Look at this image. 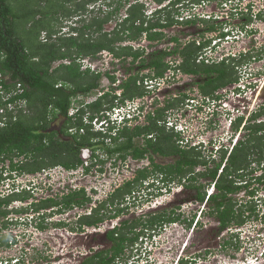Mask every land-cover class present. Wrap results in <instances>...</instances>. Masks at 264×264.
Listing matches in <instances>:
<instances>
[{
  "label": "trees",
  "instance_id": "obj_1",
  "mask_svg": "<svg viewBox=\"0 0 264 264\" xmlns=\"http://www.w3.org/2000/svg\"><path fill=\"white\" fill-rule=\"evenodd\" d=\"M166 1L169 0H154L160 5ZM187 1L189 0L174 1L171 4L172 9L158 11L152 19H147L143 4L137 2L130 4V7L126 8L127 17L119 22L112 32H107L105 26L125 7L122 0H80L74 10H66L63 6H59L63 9L56 7L55 0H0V72L8 77L7 80H3L7 98L0 94V110H4L3 114L0 113V165L5 166V162L8 161L10 171L20 175H36L55 167L73 171L84 166V160L80 155L82 149L88 147L91 150V164L85 172H91L96 165L101 167L99 171L102 172L106 159H114L116 156L124 160L128 156L137 159L144 157V154L151 150L153 153L173 157L174 163L167 166L156 165L152 171H140L137 181L150 175L156 176L158 173L164 174L171 181L178 180L181 183L186 180L189 182L185 184L186 188L196 189L201 201L206 198V188L214 185L216 190L210 199L214 203L222 229L244 225L251 215L257 217L253 206L246 210L243 206L236 208L237 202L233 196L250 187L246 177L249 178L257 171H261V174L254 179L264 186V120H259L264 117V105L246 122L244 117H239L233 123L235 132L242 127L248 133L232 150L223 146L217 151L220 156L219 162L204 157L203 152L197 147L180 148L177 144L179 135L158 127V119L166 117L167 111L179 107L187 97L184 94L181 98L169 100L166 106L157 108L154 116L150 114L149 119L153 126L144 130H131L129 126L118 128L110 126L103 132L96 131L92 125V121L100 113L126 101L146 96V88L140 82H144L146 77L163 78L170 67L165 58L171 54L183 58L178 66L182 73L202 74L206 77L204 84H197L196 81L201 94L205 96L219 100L222 97L220 96L222 90L238 82L237 69L244 60L254 56L241 55L239 58H229L211 65L197 63L198 55L211 43L209 40L200 42L199 45V42L192 41L183 49L179 47L172 51L159 49L147 55L145 49L135 50L131 45H123L126 42L141 40L143 36L151 42L166 38L165 31L176 24L175 15L178 13H174L175 5ZM201 1L191 0L194 4ZM97 2H104L107 10L99 7L96 12L95 9H91L93 14L90 20L84 18V12L88 11L86 7ZM74 15L76 20L68 33L62 32L63 26L56 29L58 26L56 24L63 20L62 16L72 18ZM262 16L259 14L260 18ZM248 19L251 21V17ZM194 22L195 20L186 21ZM207 29L214 31L216 26L208 25ZM42 32L47 34L48 39L45 42L39 39ZM171 39L178 42L177 36ZM104 51L123 62L131 59V66L127 69L128 78L122 79L118 87L113 86L119 80L115 75L92 71L87 67L82 68V61L87 58L98 59L99 54ZM57 62L60 64L54 67ZM135 66L138 70L130 74ZM147 68L152 69L153 74L141 75L142 70ZM104 75L111 83L110 89L106 92L101 88ZM19 84L21 86L18 89ZM118 88L122 90L119 96L115 94ZM97 91L102 95L93 102L88 103L82 99L97 95ZM75 103L76 114L70 116V110ZM61 123V131L53 129L55 125ZM147 129L148 132L158 133L160 141L154 143L151 140L144 148L136 146L135 137L142 135ZM99 150H102L103 154L99 153ZM209 163H214V166L209 167ZM252 165L256 167L251 168ZM199 166L205 167V170L197 173L196 168ZM3 171L2 167L0 180L3 179ZM200 178L209 179V182L201 184L198 182ZM133 186L132 182H127L114 190L102 204L92 209V213L85 214L79 219L80 228L98 226L104 221L102 209L108 207L109 201L111 205L117 199L132 195L135 191ZM30 197L34 195L26 189L0 194L1 230L18 223L10 220L12 215L30 212L39 214L42 210L61 205L65 210H70L93 200L85 189L81 188L71 190L60 200L48 198L23 208H10L17 202H27ZM249 197L252 198L249 200L251 202L255 197V191H250ZM121 211L123 210H119L118 213ZM246 213L250 215L247 216ZM163 215L161 213L153 217L152 225L159 222ZM45 216L47 215H42L41 219H45ZM40 228L43 229L42 224ZM1 244L7 245L4 235L0 237ZM108 255V252L105 256L103 253H97L84 264H112ZM112 255L116 257L117 251L112 252Z\"/></svg>",
  "mask_w": 264,
  "mask_h": 264
},
{
  "label": "rangeland",
  "instance_id": "obj_2",
  "mask_svg": "<svg viewBox=\"0 0 264 264\" xmlns=\"http://www.w3.org/2000/svg\"><path fill=\"white\" fill-rule=\"evenodd\" d=\"M55 1L57 2L56 7L58 6L60 9L65 8L66 10H74L76 8L75 5L80 0H77V2H67L66 0ZM122 2L125 7L105 26V31L112 32L116 28L117 24L126 17L127 9L130 7V4H135L136 2L143 4L145 14L148 16L154 12L156 8L159 9V4L157 5L154 0H122ZM188 2H186L182 8H177V6H175L174 9H177L179 12V16L175 17V20H186L195 14L197 22L183 24L182 26L176 24L175 27H171L167 30V38L177 36L182 38L183 42H186L188 38H192L190 36L193 34V36H195L194 39L200 42L211 40L209 47V49H211L213 46V36L228 32V34L231 35L230 40H224L226 42L224 43L223 41L219 46V49L222 50L220 53L222 56L218 55V53H210L207 49L202 51L204 52L203 58L219 62L222 57L231 54L239 56L240 53L246 54L250 52V54L254 56L253 58L244 60L243 64L237 69V76L239 77V73H241L244 82H251L253 80L261 82L260 85H258L259 89L255 86V89L249 93L251 99L244 95V101L247 102L246 105L244 104L245 108L249 107L246 110V120L250 114L258 109L259 105L264 104V89H260L264 83V0H229L227 3L222 0H204L205 3L202 4V7L199 6L195 9H192L191 0ZM165 4L168 3L166 2ZM59 6H63V8ZM115 6L116 4L113 7ZM99 7L102 8V10H107V6H105L104 2L94 3L86 7L88 10L87 12L85 11L86 13L82 11L85 14L84 18L90 20L93 14L91 9L95 8V11L98 12ZM170 8L171 7L166 10ZM178 12L175 11L174 13ZM259 13L263 16L261 18L255 17V14L257 15ZM247 14L250 16H246ZM70 17L71 16H62L63 20L60 21L59 24L55 23L58 25L56 29L63 26L62 32L68 33L70 31V26L74 25L76 20L75 15L72 16V18ZM248 17H251V21L247 20ZM208 25L216 26V33L204 32V30L208 31ZM198 33H201V35ZM39 39L42 42L47 41L46 32H42ZM145 39L146 38L143 36L141 40L136 41L134 47L136 48L135 50H143L145 48V54L147 55L153 50L151 45L145 42ZM127 44L130 43H124L123 45ZM152 46L157 49L162 47L170 48V45L165 44V42L160 44L155 43ZM107 55L108 54L105 53L103 56H99L98 59H93L92 61L89 58L85 59L82 61V68L84 69L90 64L95 70L108 72L111 75H115L117 78H122L125 70L131 66V59L129 58L128 61L126 60L123 62L122 60H112L110 59L111 56L108 55L107 57ZM209 57H211V59ZM177 60L179 59L177 58ZM59 64L60 62L55 63L54 67H57ZM136 64H138V62ZM136 69L138 70L137 67ZM136 69L132 71L136 72ZM167 80L169 81V79ZM196 81L197 78L195 77L185 76L183 74L181 76L175 75L171 77L168 85H162V87H156V89L153 87L151 93L142 99L143 103H147L148 106V104L152 102V108H154L155 105L157 108H162L168 104L166 102H168L169 99L173 98L172 100H174L176 96L180 98L186 90L191 96L196 95L197 90L194 88V86H196ZM202 82L203 80L200 79V83ZM238 82L243 85L239 80ZM110 84V81L104 75L101 82L102 88L105 90L108 88L110 89ZM188 88L193 91H188ZM226 93L229 92L223 94ZM99 95L100 93L82 99L90 103ZM233 99L235 100V98ZM234 100H229V107L225 106V108L232 111L233 108L237 106L241 110L240 116L242 110H244V105L237 104ZM136 102V104L140 103L138 101ZM187 104H189L188 101L181 107L177 106L173 108L169 111L167 116H172L175 120L181 119L182 122L185 121V123L188 124V132L194 131L195 134L201 132V134L204 135L202 138L207 142L217 139L218 144L216 147H218L220 142L223 146H229L226 141L231 135L241 140L248 133L246 130H243L242 127L238 132H235L232 127L233 125H229L230 118L225 116L227 112L224 111V113H222L223 110H217V115L212 116L211 114H201L196 108H188ZM75 105L76 103L74 104V111H76ZM213 110V107L209 109V111ZM214 126H216L217 129L214 128L215 130L211 131V128ZM242 126H244V124ZM93 127H95V130H98L100 125H93ZM170 132L173 131L171 130ZM216 147L215 150L217 149ZM208 150H211L210 146ZM202 151L203 156L206 155L208 157L209 152L204 149ZM98 152L103 154L102 150ZM209 158L210 157H208V159ZM213 158H215L214 160H216V162L220 160L219 154L215 155ZM158 162L164 163L166 161L158 160ZM169 163H174V159L170 158ZM113 164L114 162L111 159H107L103 167V172L94 168L87 174L83 173L82 169L68 172L62 168L55 167L54 169L46 170L36 175H20L16 172H12L9 170L10 164L8 161L5 162V166L0 165V171L2 167L4 170L2 175L3 179L0 180L1 195L11 193L12 191H22L23 189L30 190L34 195V197L29 198L28 202H17L13 204L11 208H23L33 203L36 199L51 197L56 199L59 198L60 200L61 195L69 193L71 190H79L81 188H85L87 194L93 198L91 202L86 203L87 206L89 205L86 210L78 208L73 211L66 210L63 214L55 213L52 215H49L50 212H53L52 210L46 211V220H33L32 218L35 215L29 213L22 214L21 216H11L12 219H14L13 221L18 223L12 224L4 231L0 230V237L4 235L7 241V245H0V264H81L95 252L94 250L98 251L103 248H109L110 243L105 242L107 240H101L104 238L103 235L98 233L94 234L93 228L87 229L85 233H82L83 231H76L73 235L70 230L78 226L75 223L78 213L87 214L88 212L89 214L91 212L90 207L99 206V202H104L119 185L133 176L134 169L137 166V163L131 158H127L126 162H117L118 165L115 167ZM208 166L212 168L214 163H209ZM253 166L254 165H252L251 168H253ZM204 168L203 166H199L197 170H205ZM260 174L261 171H257L249 178L246 177V181L250 182V187L243 189L233 196L234 200L237 202L236 208H242L240 206H243V209L246 210L249 206H253L256 209L257 217L251 215L248 222L244 225L231 226L229 230H222V232L217 222L203 216L200 219V228L196 229L193 235L188 232H181L180 234L171 233L172 235H170V233H163L161 237H157L156 239L157 248L155 249L156 246L153 248L154 250L150 260L143 259L139 261L138 257L142 258L143 255L147 254L144 253L145 251H141L142 249H139V251L135 249V256L133 257L131 254V257H129L131 259H129L127 263H125V261L123 263L176 264L181 254L182 241L184 240V242H186L191 239L190 242L193 240L195 245L199 248L195 247L196 250L201 251L200 254H197L196 264H264V186L257 183L254 179L256 176H260ZM198 182L207 184L209 179L200 178ZM160 186L162 187V184L157 187ZM183 186H185V184H183ZM183 186L180 184H173L171 186V191L166 194V190H163L160 193L161 195L158 196H156L159 194L158 188L149 190L142 187L139 189V192L136 193V199L133 198L129 201L130 204L128 207L130 210H127L126 213L136 212L137 214H145L154 212L157 211V206L159 207L160 204H162L164 209L181 206L186 213H191L198 205L195 201L197 192L195 189H188ZM209 189L210 191L213 190V186H210ZM252 190L255 191V197L249 202V200L252 199L249 197V192ZM119 201L120 199L115 200L117 207L120 206ZM110 203L109 201L108 204ZM115 209L116 207H114V210ZM110 213L114 212L111 211ZM62 219L67 220V223L71 222L70 225H58L57 222ZM41 224L43 229L40 228ZM87 241H89V244L86 243ZM189 251L190 249H187L186 252ZM88 253L89 255H86Z\"/></svg>",
  "mask_w": 264,
  "mask_h": 264
},
{
  "label": "flooded vegetation",
  "instance_id": "obj_3",
  "mask_svg": "<svg viewBox=\"0 0 264 264\" xmlns=\"http://www.w3.org/2000/svg\"><path fill=\"white\" fill-rule=\"evenodd\" d=\"M222 1H226V3H227L229 0H222ZM196 4L201 7V2L200 3H196ZM192 5H194V3H192ZM259 14H257V15L255 14V17L260 18ZM178 16L179 15H177L176 17H178ZM246 16H249V14H247ZM181 19H183V18H181ZM247 20H249V19H247ZM186 21H188V20H181V21L180 20H176V24L179 25V26H182L183 24H187ZM183 22H185V23H183ZM196 22L197 21H195L194 23H196ZM175 25H173L172 28L175 27ZM167 30L165 31V33L167 32ZM204 32H208V31L204 30ZM199 35H201V33ZM190 37H192V38H188L186 40V42H183L182 38H179V37H178V42L172 40L171 38H167V37L163 38L161 41H156V42H151V41H149L146 38L145 42H148V45H151V47H152L153 51H151L150 53H152V52H154L156 50H159L157 48H153V46H152L153 44H155V43L156 44H160V43H164V42H165V44L170 45L169 46L170 48H166V47L163 48L162 47L160 49H162V50L167 49V51H172L176 47H179V49H183L184 47H186V45L188 43H191L192 41H194V42L198 41V40L194 39L195 36H193V34ZM128 43H130V44H127V45H131V46L134 47V43H136V42H128ZM134 49H136V48L134 47ZM177 58L179 60H177ZM113 59L121 61L120 59H118L116 57H113ZM172 59H174V60H172ZM165 61L167 62L168 65H170V67H169L168 71L165 73V76L162 79H160V82H159V84H162L164 86H166V85H168V83H170L169 81H170L171 77H173L175 75L181 76L183 74V73H180V69L178 68L179 63L181 61H183V58L180 55L171 54V55H169V56H167L165 58ZM196 62L197 63L204 62L205 64H210V65L211 64H216L215 61H204L203 56L200 55V54L198 55V57L196 59ZM132 73H134V72L132 71ZM132 73H130V74H132ZM149 73L153 74V70L150 69V68H147L145 70H142L141 75L149 74ZM124 75L122 76V78H118L119 80L113 86L118 87L121 84L122 79H127L128 78L129 73H127V70H125ZM183 75H187V74L184 73ZM191 76L197 78V84L198 83L201 84L200 83V79L203 80V82H202L203 84L207 80L206 77L204 75H202V74L191 75ZM148 79H149V77H146L145 80H144L146 84H148V82H149ZM167 79H169V81ZM239 80H241V73H239ZM145 83L143 81L140 82V84H144V87H145ZM260 83L261 82L253 80L251 85L248 86L247 91L243 94V98L241 100H237V99L234 100L233 96H232L233 88H235L238 83H235L234 85H232L230 87H226L224 90L221 91V94L223 95V93L229 92L228 94H230V97L228 98V101L232 99V100L236 101L237 104H243V105L245 104L246 105L247 102L244 101V95H245V97L248 96L249 99H251L249 93L252 92L255 89V86L257 87V89H259L258 85H260ZM263 85H264V83L262 84L260 89L261 88L264 89ZM145 88H146V91H147V95L150 94L151 93V89L148 88V85ZM118 90L122 91L119 88H118ZM257 93H258V91H257ZM143 98H140V99L137 98V99H135L133 101H130L131 108H132L133 111H135V118L132 120L131 124H124L121 127L129 126L131 128V130H138V129L144 130L145 128H147L149 126H151V127L153 126V122L150 121L149 115L150 114L153 115V116L155 115V112L157 110V106L155 105L154 108H152L153 107V103L152 102H150L148 104V106H147V103H145V104L143 103V100H142ZM136 101L140 102L139 106H138V104H136L137 103ZM166 103H168V102H166ZM262 105H264V104L259 105L258 109L261 108ZM248 108L247 107L244 108V110H243L244 113L243 114L246 115V110ZM238 109L239 108L237 106H235L234 109L231 111L232 113H229V114L227 113L225 116L226 117H230L231 115H233V113H235V111H236V114L239 115L237 113ZM168 113H169V111H167L166 117H164L162 119H158L159 121L157 123L159 128H164L166 131H167V126H168V123L165 125L166 120L170 119V117H171V116L170 117L167 116ZM263 118H260L259 120L263 121L264 120ZM215 125H216V123H215ZM194 127H196V126H194ZM214 128L217 129L216 126H214L213 128H211V131L215 130ZM53 129H55L57 132L61 131L62 123L55 125L53 127ZM157 134L155 132H148V129L145 132L143 131L142 135H140L138 137H135V139H134L135 143H136V146H142V148H144L147 145V143H151V140L154 141V143L155 142L158 143L160 141V136H158ZM198 135L200 136L201 132L198 133V134H195L194 131L193 132H189V135H187L185 137L182 136L180 139L178 138L177 144L180 146V148H186V149L196 148V146L199 143V141L197 139ZM230 138H231V143H230L231 147L233 145L237 144L238 141L240 140V139L237 138V142H235L236 138H234L233 135H231ZM217 141L218 140L215 139V141L207 142V141H205L203 139V142H205V143L202 144V146H200L198 148H199L200 151H202L203 149L205 151H208L209 152L208 157H210L212 159H215L213 157L215 155H217V150H215V147L218 144ZM209 146L211 147V150H208ZM204 156H206V155H204ZM128 158H131L133 161H135L137 163V166L134 169L133 176L131 178H129L128 180H125L121 185H119L118 188L124 186L127 182H132V185H134L133 188H135L134 193L132 195H127L124 199H120V201H119L120 206L119 207H117L116 203L115 204H111V205L108 204V207H104L102 209V213H101V215L104 218V221H102L96 227L84 226L81 229L78 222H79V219L85 214L78 213L77 214L78 216L76 217V221H75V223L78 226H76V228H73L72 230H70L71 234L73 235V233L76 232V231H83L82 233H85V231H87V229L93 228V233L94 234L98 233V234L103 235L104 238L101 239V240H103V241L107 240L105 242L110 243L109 244L110 246L107 249L103 248V249L98 250V251L93 249L95 252L92 253L88 258H90L92 256H95L97 253H103L104 256H105L106 253L108 252V254H109L108 255V259L112 260V264H124L123 263L124 261H125V263H127L129 261V259H131V258H129V257H131V254L133 255V257L135 256V253H134L135 249H136V251H139V249H142L141 251H145L144 253L147 254V255H143L142 258L138 257L139 258L138 260L139 261H142L143 259L150 260L152 252L154 250L153 248L156 246L157 237H161V235L163 233L164 234L165 233H168V234L170 233V235H172L173 233H179L180 234L181 232H188L189 234L193 235L194 232L196 231V229L200 228L199 227V226H201L200 219L203 216L204 217H208L210 219H213L215 222H217L219 224V228H220L221 231L222 230L223 231L229 230V228H225V229L221 228L220 221L217 218V212H216L214 203L211 202L210 196L213 195L215 193V190H216L214 185H212L213 186V190H211V191L209 189L210 187L206 188V198H205L204 201H201L198 198V191L195 189L196 192H197L196 193V197H195L196 198L195 201H196V203L198 205H197V208L195 210H193L191 213H186L181 208V206H178V207L176 206L174 208H165L164 209L162 204H160L159 207L157 206V208H158V209H156L157 211H154V212H149V213H145V214H142V213L141 214H137L136 212H128V214H127L126 213L127 210H130L129 207H128V205L130 204L129 201L131 199H133V198L136 199V195H137L136 193H138L139 189H141L142 187H144V189H149V190H151V189L153 190V188H158L159 194L156 195V196H158V195H161L160 193L163 190H166V192H165L166 194L169 191H171V189H172L171 186L173 184H180L181 186H183V184H189V182H187L186 180H183V182H181V183L178 180H172L171 181L170 178H167L164 174H160V173H158V175H156V176L155 175H150V177H148L146 179H140V181H137V176H138L140 171H145V170L152 171L153 168L156 165L167 166V165L171 164V163H169V159L170 158L174 159L173 157L163 156L160 153H153L151 150H148V152L144 154V157L135 159L132 156H128ZM111 160L114 162L113 166L115 167V166L118 165L117 162H126L127 159H125V160L121 159V158L119 159V157L117 158V156H116V157H114V159H111ZM158 160H164L166 162L159 163ZM86 168L87 167L83 168V173H86L85 172ZM94 168H97V170H100L101 167L96 165L95 167H93V169ZM197 168H196V172L197 173L203 171V170H199L198 171ZM152 182H154V183H152ZM159 182H161V183H159ZM160 184H162V187L161 186L157 187ZM183 187L186 188V186H183ZM136 188H137V190H136ZM188 189H191V188H188ZM85 191H86V189H85ZM148 192L152 193L151 191H148ZM208 193H209V195H208ZM64 195L65 194L61 195V197H63ZM46 199H48V198H46ZM41 200H43V199H36L34 201V203L35 202L38 203ZM102 203L103 202H99V204H102ZM31 204L32 203H30L29 205H31ZM29 205H27V206H29ZM88 206H87V204H83L82 206L78 205V206H76V207H74L73 209H70V210L73 211L74 209H78V208L86 210V208ZM113 206L116 207L115 210H114ZM95 207H98V205H96L94 207H90L91 211ZM49 210L53 211V212H50L49 215H52V214H55V213L63 214L66 211L64 209V207L61 205V207H51V208L42 210L39 214H35V213H32V212H30L29 214H34L35 215L32 218L33 220H39V219H41L42 215H44V214L47 215L46 211H49ZM119 210H123V211L118 213ZM111 211H113L114 213H110ZM164 211H166V212H164ZM90 213H92V212H90ZM161 213L164 214L162 216V219L159 222L154 223L152 225L151 221H153V217L158 216V214H161ZM87 214H88V212H87ZM246 214L250 215V213H246ZM21 215H18V216H21ZM15 216H17V215H15ZM122 216H123V218H122ZM10 220L13 221L14 219H12V217H10ZM42 220H46V218L42 219ZM66 221L67 220H63L62 219L59 222H57V224L58 225H60V224L70 225L71 222L67 223ZM106 221H108V222H106ZM0 228H1V225H0ZM102 229H104V230H102ZM123 238H124V240L122 241ZM190 240L191 239L187 240L186 242H184V240L182 241L181 254L178 257L176 264H196V262H197V254L198 253L200 254L201 251L200 250L199 251L196 250V248H198V247L195 245V242L193 240L191 242H190ZM86 243L89 244V241H87ZM121 243H123V244L120 246L119 244H121ZM192 247H194V248H192ZM156 248H157V246L155 247V249ZM187 249H190V251L186 252ZM115 251H117L118 255L116 257H113L112 252L114 253ZM73 254H75V253H73ZM86 255H89V253L86 254ZM83 256H85V255H83ZM85 261H83L81 264H84ZM121 261H122V263H121ZM139 263H141V262H139ZM151 263H153V262H151Z\"/></svg>",
  "mask_w": 264,
  "mask_h": 264
},
{
  "label": "clouds",
  "instance_id": "obj_4",
  "mask_svg": "<svg viewBox=\"0 0 264 264\" xmlns=\"http://www.w3.org/2000/svg\"><path fill=\"white\" fill-rule=\"evenodd\" d=\"M174 1H176V0H169V1H166L168 4H165L166 2H164L163 4H157L158 5V7H159V9L158 8H156L155 9V11L154 12H152L149 16L148 15H146V17H147V19H152L153 18V16H155V14L158 12V11H161V10H166L167 8H169V7H171V4L174 2ZM188 2V1H187ZM205 2H204V0L203 1H201V7H202V4H204ZM184 4H186V2H181V3H178L177 5H175V6H177V8H182L183 6H184ZM188 4H189V2H188ZM169 5V6H168ZM130 6V5H129ZM191 6H192V9L194 8H198L199 6L197 5V4H194V5H192L191 4ZM173 7H171L170 9H172ZM92 9H95V8H92ZM191 9V10H192ZM177 12H178V10L177 9H175ZM177 15H179V12H178V14H176L175 15V17L177 16ZM126 17H127V14H126ZM125 17V18H126ZM196 15L194 14L193 16H191L190 18H187L186 20H195V21H197L196 20ZM199 19H202V18H199ZM217 30V29H216ZM216 30H214V31H208V33H216L215 31ZM214 38H213V46L211 47V49H209V47H210V44L207 46V47H205L203 50L205 51V50H207L208 49V51H210V53H218V55H220V53L222 52V50H220L219 49V46L222 44V42L224 41V40H226V41H228V40H230V37H231V35L230 34H228V32H225L224 34L223 33H221V34H219L218 36H213ZM146 38V37H145ZM210 42H211V40H209ZM226 41H224V43L226 42ZM199 42V44H200V41H197V43ZM198 44V45H199ZM217 49H219V50H217ZM105 53H107L108 55H110L111 57H110V59H113V55L112 54H110L109 52H107V51H104V52H102V53H100L99 54V56H103ZM203 53L204 52H201L200 53V55H202L203 56ZM249 55L250 54V52L249 53H246V54H243V53H240V55L238 56V55H233V54H231V55H227V56H224V57H222V59H221V61H223V60H225V59H229V58H236V57H240L241 55ZM108 55H107V57H108ZM220 56H222V55H220ZM210 59H211V57H209ZM90 59V58H89ZM204 59V61H210V60H208V59H206V58H203ZM93 59H91V61H92ZM221 61H219V62H216V64L217 63H220ZM182 63V61L179 63V65ZM87 68H90L92 71H96V72H102V71H100V70H95L94 68H92V66L89 64V66H86ZM85 67V68H86ZM242 67V66H241ZM102 73H106V72H102ZM180 73H182L181 71H180ZM184 74V73H183ZM185 76H190V77H192L191 75H185ZM8 79V77L7 76H4L1 72H0V94L2 95V96H5V98H7V95H5L6 94V91H5V88H4V84H3V80H7ZM160 79H162V78H152V77H149V81H153L154 82V87H155V89H156V87H160L159 86V82H160ZM252 80V79H251ZM241 83H243V85H245V88H242V85L241 84H239V82H237L238 84H237V86L235 87V93L236 94H240L241 96H243V94L247 91V88H248V86H250L251 85V83H252V81L251 82H249V81H246V82H244L243 81V78L241 77V80H239ZM144 83H145V81H144ZM111 85V84H110ZM147 85L148 84H146L145 83V87H147ZM20 84L17 86V88L19 89L20 88ZM164 86V85H163ZM101 88H102V86H101ZM194 88L197 90V94L196 95H193V96H191L189 93H187V90H186V92L184 93V95H186L187 97L186 98H184V102L179 106V107H181V106H183L185 103H186V101H188L189 102V104H187V107L188 108H196V109H198V111L199 112H201V114H207V115H209V114H211L212 116H214V115H217V110L219 111V110H223L222 111V113H224V111L225 112H227L228 114L229 113H232L231 112V110H227V108H225V106L223 105V103L224 102H228V98L230 97V94H228V93H226V94H221L220 96H222L219 100L218 99H216V98H211V97H208V96H205V95H203V94H201V92H200V89H199V87L198 86H194ZM152 89V88H151ZM109 90V88L107 89V90H105V92L106 91H108ZM188 91H193L192 89H189L188 88ZM20 92H22V90H20ZM97 93H100V95H102V93L100 92V91H97ZM121 91L119 92V90L118 89H116L115 90V94L117 95V96H119V95H121ZM99 95V96H100ZM182 96H180V98H181ZM176 98H178V96H176ZM224 98V99H223ZM97 99V98H96ZM140 99V98H139ZM173 99V98H172ZM172 99H169V100H172ZM224 101V102H223ZM140 105V103L138 104V106ZM211 107H213L214 108V110L213 111H209V109L211 108ZM76 108V107H75ZM75 109H74V104H73V107L71 108V110H70V113H69V115L70 116H74L75 114H76V111H77V108H76V111H74ZM258 110V109H257ZM257 110H255V111H257ZM254 111V112H255ZM253 112V113H254ZM0 113L1 114H3L4 113V110L3 109H1L0 110ZM252 113V114H253ZM200 114V113H199ZM252 114H250V116L252 115ZM232 116V115H231ZM230 116V117H231ZM245 114L244 115H237L236 113H235V116H234V119L232 120V123L231 124H229L230 126L231 125H233V123L239 118V117H244L245 118ZM249 116V117H250ZM229 117V118H230ZM248 117V118H249ZM135 118V111H133L132 110V108H131V103H130V101H126L124 104H119V105H117V106H114L113 108H111V109H109V110H106V111H104L103 113H100L99 114V116L98 117H96L93 121H92V125H97V124H99L100 125V128L98 129V130H96V131H103V132H106V130L110 127V126H113L114 128H118V127H121L122 125H124V124H131V122H132V120ZM248 118L244 121V122H246L247 120H248ZM86 121V120H85ZM1 122V121H0ZM87 122H89V119H87ZM168 123V126H167V131H173L175 134H177V135H179V139L183 136V137H185V136H187V135H189V130L187 129V127H188V124L187 123H185V121L184 122H182V120L181 119H177V120H175V119H173L172 118V116L170 117V119H167L166 120V123H165V125ZM185 125V126H184ZM94 129H95V127H94ZM74 130H70V132H73ZM204 135L203 134H201L200 136L198 135L197 136V139H198V141H199V143H198V145L196 146L197 148L198 147H200V146H202V144H204L205 142H203V137ZM201 139V140H200ZM228 144H229V146H227V145H224V146H226V147H228V148H230V150H232V148L236 145H233L232 147H231V145H230V143H231V138H229L227 141H226ZM235 142H237V139H235ZM219 146H220V149H222V147H223V145H222V143L220 142L219 143ZM219 149V150H220ZM219 150H217V151H219ZM82 153H81V156H82V159L84 160V166H82V167H80L79 169H82L83 170V168L84 167H89L90 166V164H91V150H90V148H88V147H86L85 149L83 148L82 149V151H81ZM84 157V158H83ZM106 162H107V159H106ZM56 168H62V169H64L63 167H56ZM54 169V168H53ZM10 170V169H9ZM65 170V169H64ZM78 170V169H77ZM67 171V170H66ZM73 171H76V170H73ZM68 172H72V171H68ZM3 173H4V171H3ZM30 175V174H29ZM152 183H154V182H152ZM149 186V185H148ZM26 190H28V189H26ZM30 191V190H29ZM245 264H247V263H245Z\"/></svg>",
  "mask_w": 264,
  "mask_h": 264
},
{
  "label": "built area",
  "instance_id": "obj_5",
  "mask_svg": "<svg viewBox=\"0 0 264 264\" xmlns=\"http://www.w3.org/2000/svg\"><path fill=\"white\" fill-rule=\"evenodd\" d=\"M153 84H154L153 81H149V82H148V88H149V89L153 88V87H154ZM159 86L162 87V84H159ZM242 88H245V85H242ZM234 90H235V88H233V92H232V96H233V98H235V99H237V100H241V99L243 98V96H241L240 94H236V93L234 92ZM223 105L226 106V107H229L228 102H224ZM244 108H245V105H244ZM233 109H234V108H233ZM237 113L240 114V113H241V110L238 109V110H237ZM243 113H244V112H243V110H242V114H241V115H244ZM234 116H235V113H233V115L230 117V123H229V124L232 123V120L234 119ZM216 148H217L216 150H219V149H220V146L218 145V147H216Z\"/></svg>",
  "mask_w": 264,
  "mask_h": 264
}]
</instances>
